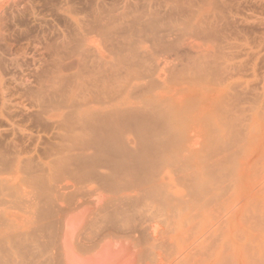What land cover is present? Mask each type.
<instances>
[{
    "label": "bare ground",
    "instance_id": "bare-ground-1",
    "mask_svg": "<svg viewBox=\"0 0 264 264\" xmlns=\"http://www.w3.org/2000/svg\"><path fill=\"white\" fill-rule=\"evenodd\" d=\"M35 1L0 0V264H264V0Z\"/></svg>",
    "mask_w": 264,
    "mask_h": 264
},
{
    "label": "rangeland",
    "instance_id": "rangeland-1",
    "mask_svg": "<svg viewBox=\"0 0 264 264\" xmlns=\"http://www.w3.org/2000/svg\"><path fill=\"white\" fill-rule=\"evenodd\" d=\"M80 1V2H79ZM83 1V2H82ZM95 0H73V1H71L70 0V3H71V5H73V8L75 7V4H76V7L74 8V10H76V11H79L80 10V8L82 9V10H80L79 12H83V11H89L90 9H91V7H92V4H93V6H94V3H96L97 5H99V6H105V7H111L113 4H114V7L113 8H119V7H121L122 5L121 4H123L124 3V1H130V3L132 2H134V3H141L142 1L141 0H102L103 1V3L101 2V0H99V2H98V0L97 1H95ZM37 2V0L35 1V3ZM43 2H45V3H43ZM79 2V3H78ZM48 3H49V5H50V3H52L51 5H50V7L48 6ZM53 3H55V5H57V6H55ZM61 3H62V0H48L47 2H46V0H38V2L36 3L37 5H36V13H37V11L39 10V11H41V14L42 15H44L43 17H42V15L40 14L39 15V17H41L44 21H45V24L46 25H48V27L50 28V27H52V26H61L62 24L61 23H64L65 22V18H64V21L62 20L61 21V19H63V15H62V13L60 12V13H58V11L60 10V11H62L61 10ZM81 3H82V5L84 6H82L81 5ZM91 3V4H90ZM99 3H101V4H99ZM113 3V4H112ZM86 4H88V5H86ZM95 4V5H96ZM105 4V5H104ZM106 4H108V5H106ZM116 4V5H115ZM39 5V6H38ZM121 5V6H120ZM42 6V7H41ZM48 6V7H47ZM53 6V7H52ZM59 6V8L57 9V7ZM86 6L87 7H89V9H84V8H86ZM115 6H117V7H115ZM37 7H39V9H37ZM79 7V8H78ZM83 7V8H82ZM47 10H46V9ZM50 8H51V10H50ZM52 8H53V10H52ZM78 10H77V9ZM54 9H55V13H54ZM49 10V11H48ZM38 11V13H40ZM44 13V14H43ZM56 14V15H55ZM55 15V16H54ZM59 15H62V18H61V16H59ZM45 16H46V18H45ZM58 16V17H57ZM48 18V19H47ZM27 20H30L31 22H33L32 20H31V18H29V16H25V17H22V19H20L19 21V23L20 24H22V26L23 27H26L28 30H30L29 32H31V33H33V32H35V28H36V30H37V24L36 23H32L33 25L31 26V22L29 21H27ZM48 20V21H47ZM51 20V21H50ZM21 21H22V23H21ZM28 22V23H27ZM47 22H48V24H47ZM26 23V24H25ZM30 23V24H29ZM56 23H57V25H56ZM60 23V24H59ZM19 24V25H20ZM32 27V29H29L28 27H30L29 25ZM25 25V26H24ZM26 25H28V26H26ZM58 26V27H59ZM30 27V28H31ZM34 30V31H33ZM33 31V32H32ZM36 33V32H35Z\"/></svg>",
    "mask_w": 264,
    "mask_h": 264
}]
</instances>
